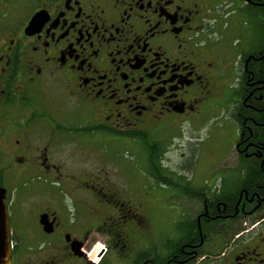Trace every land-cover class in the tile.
Returning a JSON list of instances; mask_svg holds the SVG:
<instances>
[{"label":"flooded vegetation","instance_id":"af4514ba","mask_svg":"<svg viewBox=\"0 0 264 264\" xmlns=\"http://www.w3.org/2000/svg\"><path fill=\"white\" fill-rule=\"evenodd\" d=\"M219 113L207 171L235 166L175 183L154 135ZM109 142L142 150L137 181L87 165ZM149 187L187 208L170 235ZM0 190L8 264H264V0H0Z\"/></svg>","mask_w":264,"mask_h":264},{"label":"rangeland","instance_id":"374dc122","mask_svg":"<svg viewBox=\"0 0 264 264\" xmlns=\"http://www.w3.org/2000/svg\"><path fill=\"white\" fill-rule=\"evenodd\" d=\"M225 135L230 137L231 133L226 121L223 119V115L219 113L217 119L213 122L203 125L197 124L191 130L184 127L176 135L175 132H160L155 134L153 139L166 150L163 164L172 167L170 169L172 172L170 171L166 175L172 178L174 182L180 179L182 182L190 180L195 184L204 182L209 186H215L219 184L223 177L221 172L226 168L231 170L236 163L233 156H228L223 163L213 167L211 174L210 171H207L208 166L223 160L221 158L222 146L225 145ZM101 145L105 151H98L100 155L90 153L89 159L86 156L84 159H88L87 165L92 167L102 166L114 182L129 183L137 181L136 178L140 177L139 172L145 166L142 150L135 147L134 144L130 146L126 142L122 144L109 142ZM93 157H97V159L92 162ZM177 165L179 166L177 167ZM188 168L189 170H187ZM124 170L128 176L130 174L133 176L132 180L123 177ZM224 180L226 184H230L231 189L233 186L232 178L227 181L224 178ZM149 184H152L151 180H149ZM150 187L148 192H145V194L148 193L146 196L149 204L147 207L148 218L155 224L156 229H161L164 235H170L174 232V224L181 219L185 213L184 210L187 208L183 207V209L178 206L177 201L174 200V191L169 187L159 189ZM180 201V204L183 205L184 201ZM110 255L111 253L108 256ZM93 256H89L88 259L91 260Z\"/></svg>","mask_w":264,"mask_h":264},{"label":"water","instance_id":"95a60500","mask_svg":"<svg viewBox=\"0 0 264 264\" xmlns=\"http://www.w3.org/2000/svg\"><path fill=\"white\" fill-rule=\"evenodd\" d=\"M4 233L5 249L0 253V264H8L9 250L6 247L7 242V213L4 203V193L0 190V233Z\"/></svg>","mask_w":264,"mask_h":264},{"label":"built area","instance_id":"2783aa9c","mask_svg":"<svg viewBox=\"0 0 264 264\" xmlns=\"http://www.w3.org/2000/svg\"><path fill=\"white\" fill-rule=\"evenodd\" d=\"M99 252H100V249H96V251L94 250V252H93V258L91 259V261L93 262V263H97L98 262V258H97V256H98V254H99ZM95 253V254H94Z\"/></svg>","mask_w":264,"mask_h":264},{"label":"trees","instance_id":"16d2710c","mask_svg":"<svg viewBox=\"0 0 264 264\" xmlns=\"http://www.w3.org/2000/svg\"><path fill=\"white\" fill-rule=\"evenodd\" d=\"M148 151H152V148L150 147V143L148 144ZM159 181H161V180H159ZM167 180H165V182H166Z\"/></svg>","mask_w":264,"mask_h":264}]
</instances>
